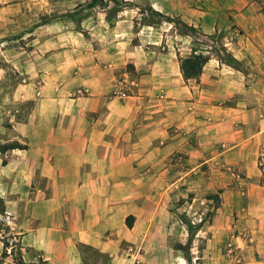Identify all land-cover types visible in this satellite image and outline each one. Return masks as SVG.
Listing matches in <instances>:
<instances>
[{
    "label": "rangeland",
    "instance_id": "374dc122",
    "mask_svg": "<svg viewBox=\"0 0 264 264\" xmlns=\"http://www.w3.org/2000/svg\"><path fill=\"white\" fill-rule=\"evenodd\" d=\"M93 1L0 0V147L23 145L14 124L36 98L84 97L111 68L128 85L118 91L142 93V119L163 120L155 144L172 145L170 167L152 173L140 264H264V41L234 56L227 39L244 29L232 0ZM246 1L264 12V0ZM195 54L208 60L184 79L181 61ZM6 226L0 216V264L19 261Z\"/></svg>",
    "mask_w": 264,
    "mask_h": 264
},
{
    "label": "crops",
    "instance_id": "0c3cea01",
    "mask_svg": "<svg viewBox=\"0 0 264 264\" xmlns=\"http://www.w3.org/2000/svg\"><path fill=\"white\" fill-rule=\"evenodd\" d=\"M229 10L232 25L244 29L227 39L230 50L249 58L246 52L264 41V12L246 0H232ZM85 85L84 97L36 98L26 120L14 124L13 140L24 148L0 152V216L19 254V261L10 255L4 264L141 262L143 235H152V173L170 167L172 145L155 144L163 120L142 119V93L118 91L128 85L113 69ZM113 87L117 94L110 97Z\"/></svg>",
    "mask_w": 264,
    "mask_h": 264
},
{
    "label": "trees",
    "instance_id": "16d2710c",
    "mask_svg": "<svg viewBox=\"0 0 264 264\" xmlns=\"http://www.w3.org/2000/svg\"><path fill=\"white\" fill-rule=\"evenodd\" d=\"M95 2L97 1L94 0L92 4H94ZM169 20L175 22L174 19L169 18ZM207 60L208 59L202 54H195V55L188 56L182 59L181 64H180V69H181L184 79H191V78L199 77L203 71V67L205 66ZM13 148H24V146L14 145V144H3L0 147V152L5 153L7 150L13 149ZM191 231H192V228L190 227V232Z\"/></svg>",
    "mask_w": 264,
    "mask_h": 264
},
{
    "label": "built area",
    "instance_id": "2783aa9c",
    "mask_svg": "<svg viewBox=\"0 0 264 264\" xmlns=\"http://www.w3.org/2000/svg\"><path fill=\"white\" fill-rule=\"evenodd\" d=\"M16 243H17V240H16L15 238H11V239L9 240V247H8V250H11V249L15 246Z\"/></svg>",
    "mask_w": 264,
    "mask_h": 264
}]
</instances>
